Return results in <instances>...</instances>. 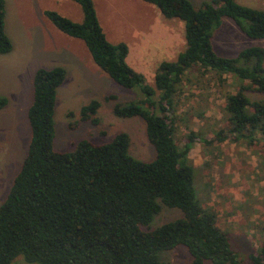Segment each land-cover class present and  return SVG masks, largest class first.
<instances>
[{
	"label": "trees",
	"instance_id": "trees-1",
	"mask_svg": "<svg viewBox=\"0 0 264 264\" xmlns=\"http://www.w3.org/2000/svg\"><path fill=\"white\" fill-rule=\"evenodd\" d=\"M68 1L81 6L82 23L55 11H46V17L63 34L82 40L96 65L116 83L141 91V102L117 103L114 114L145 121L156 158L144 162L131 156L126 133L108 144L83 140L71 152L57 151V90L67 73L61 67L39 69L28 115V153L0 207V264H12L20 256L29 264H165L161 253L178 246L188 249L193 257L190 264H242L216 215L198 202L189 159L195 137L178 146L176 101L185 75L195 67L215 72L220 83L225 82L224 75L248 81V86L226 97L229 128L221 130L217 139L264 144V102L247 96L264 93V49L249 48L226 58L217 54L213 44L226 18L249 38L263 40L264 11L237 0H207L201 8L191 0H141L155 6L165 19L182 21L185 28L186 49L175 61L159 65L152 86L128 64L129 47L109 42L94 0ZM6 18V1L0 0V55L13 50ZM7 104L0 97V110ZM100 108L101 102H91L82 108V119L98 125ZM164 207L179 209L184 217L151 230ZM249 260L264 264V242Z\"/></svg>",
	"mask_w": 264,
	"mask_h": 264
},
{
	"label": "rangeland",
	"instance_id": "rangeland-1",
	"mask_svg": "<svg viewBox=\"0 0 264 264\" xmlns=\"http://www.w3.org/2000/svg\"><path fill=\"white\" fill-rule=\"evenodd\" d=\"M5 1L6 32L13 50L0 57V97L8 100L7 106L0 110V207L8 198L28 153L31 140L28 115L34 101V77L39 69L61 67L67 73L65 82L57 90L54 115L57 151L71 152L83 140L108 144L117 135L126 133L130 137V155L140 161H153L156 150L148 139L145 121L140 117L119 118L114 114L117 103L141 102L144 97L141 91L116 83L96 65L82 40L63 34L45 15L46 11H55L75 23H82L81 6L68 0ZM206 1L191 0L197 8ZM243 1L249 8L264 11V0H238L240 5ZM94 2L109 42L129 47L128 64L143 73L150 85H155L159 65L176 60L186 49L180 25H174V46L158 45L157 40L162 37L161 18L164 22L167 19L146 16L142 1ZM152 36L159 38L146 47ZM213 44L217 54L226 58H235L249 48L264 49V39L249 38L229 18L216 32ZM223 78L225 82L220 83L215 72H204L200 67L185 75L176 101V141L182 148L189 136L195 137L189 159L195 170L198 202L216 215L219 228L229 235L232 249L242 264H251L249 256L257 254L264 242V144L250 146L245 141L220 142L217 139L221 130L229 128L225 116L226 97L249 85L248 81L233 75ZM110 96H116L117 100H106ZM247 96L253 102H264V93L248 92ZM93 101L101 102L98 125L84 121L81 116L82 108ZM183 217L181 210L164 207L150 229ZM161 254L165 264L193 261L185 246ZM12 264L29 263L20 256ZM206 264L213 263L207 261Z\"/></svg>",
	"mask_w": 264,
	"mask_h": 264
},
{
	"label": "crops",
	"instance_id": "crops-1",
	"mask_svg": "<svg viewBox=\"0 0 264 264\" xmlns=\"http://www.w3.org/2000/svg\"><path fill=\"white\" fill-rule=\"evenodd\" d=\"M142 2H140V3H142ZM237 2H238V0H237ZM243 2L241 3V5L248 7L247 4L245 3L246 1H243ZM145 3L146 2H143L142 3V9H143L144 12H147L146 13V16L147 15H151L153 17L155 16V17H157V19H158V17H160V18L163 17L162 14H161V12L155 6H153L151 4H148V3L145 4ZM238 4H239V2H238ZM143 5H146V6H143ZM255 8L257 10H259L257 7H255ZM255 8H253V9H255ZM161 20L163 21V24L161 26V31H160V32H162V37L159 38L157 36L156 38H154L152 36L151 38H148L146 47L150 46L151 42L152 41H155L157 38H159L157 40V42H159L158 45H160V46L161 45H165V46H168V47H172V46H174V37L176 36V32L174 31V25H180L181 28L185 31L184 24L181 21L179 22V20H166V22H164L163 18H161ZM169 21H171V22H169ZM142 53H143V51H142ZM178 55H177V57H178ZM1 56H5V55H0V57ZM145 56H146V54H145ZM173 61H175V60H173Z\"/></svg>",
	"mask_w": 264,
	"mask_h": 264
}]
</instances>
